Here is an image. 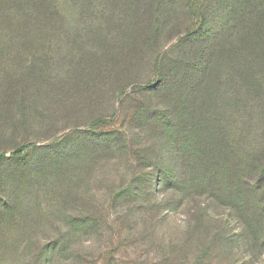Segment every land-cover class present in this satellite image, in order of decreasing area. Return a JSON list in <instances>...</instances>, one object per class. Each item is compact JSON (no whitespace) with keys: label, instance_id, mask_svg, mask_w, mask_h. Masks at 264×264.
I'll list each match as a JSON object with an SVG mask.
<instances>
[{"label":"rangeland","instance_id":"obj_1","mask_svg":"<svg viewBox=\"0 0 264 264\" xmlns=\"http://www.w3.org/2000/svg\"><path fill=\"white\" fill-rule=\"evenodd\" d=\"M80 3L0 0V264H231L230 245L239 264H264L237 232L223 251L203 234L197 245L183 215L148 203L161 199V162L138 154L145 137L126 98L134 80L103 97L114 48ZM103 135L115 139L113 156L86 157L83 142Z\"/></svg>","mask_w":264,"mask_h":264},{"label":"trees","instance_id":"obj_2","mask_svg":"<svg viewBox=\"0 0 264 264\" xmlns=\"http://www.w3.org/2000/svg\"><path fill=\"white\" fill-rule=\"evenodd\" d=\"M80 1L91 9V31L109 32L114 48L103 97L134 80L126 98L130 125L145 137L138 154L161 162V199L148 203L183 215L197 245L203 234L223 251L234 231L249 257L263 256L264 0H207L204 13L192 0ZM83 143L89 158L117 148L109 135ZM230 249L226 261L242 262Z\"/></svg>","mask_w":264,"mask_h":264}]
</instances>
